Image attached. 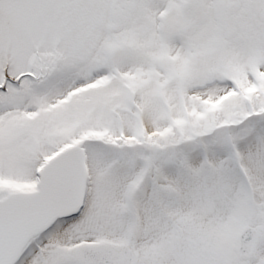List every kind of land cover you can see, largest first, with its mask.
Instances as JSON below:
<instances>
[{"label": "snow or ice", "instance_id": "obj_1", "mask_svg": "<svg viewBox=\"0 0 264 264\" xmlns=\"http://www.w3.org/2000/svg\"><path fill=\"white\" fill-rule=\"evenodd\" d=\"M0 264H264V0H0Z\"/></svg>", "mask_w": 264, "mask_h": 264}]
</instances>
